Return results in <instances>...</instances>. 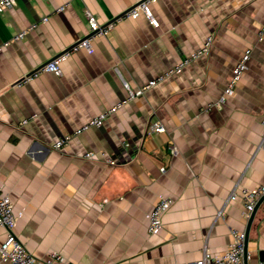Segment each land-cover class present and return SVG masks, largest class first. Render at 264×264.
Listing matches in <instances>:
<instances>
[{
    "label": "crops",
    "instance_id": "0c3cea01",
    "mask_svg": "<svg viewBox=\"0 0 264 264\" xmlns=\"http://www.w3.org/2000/svg\"><path fill=\"white\" fill-rule=\"evenodd\" d=\"M142 1L17 0L0 14V47L11 41L0 51V183L18 216L15 235L39 259L185 264L206 251L222 255L232 230L245 231L248 222L240 199L227 203L230 194L264 186V0H155L158 26L143 13L115 21ZM87 12L101 25L116 22L93 41L94 51L72 52L60 76L43 72L19 84L88 34ZM209 37L208 52L180 73L102 126L53 146L123 101L125 84H147ZM247 49L235 93L213 106ZM155 122L166 131L148 135ZM161 197L174 204L163 228L150 233ZM261 252L264 202L250 230L249 264H262Z\"/></svg>",
    "mask_w": 264,
    "mask_h": 264
},
{
    "label": "built area",
    "instance_id": "2783aa9c",
    "mask_svg": "<svg viewBox=\"0 0 264 264\" xmlns=\"http://www.w3.org/2000/svg\"><path fill=\"white\" fill-rule=\"evenodd\" d=\"M155 0H143L136 6L129 9L123 16H120L115 19L116 22H120L124 18H137L141 13H143L147 19L154 26H158L159 22L154 17L151 11V3ZM17 3V0H0V14L5 12L7 9L12 8ZM66 6H61L57 9L58 12H62ZM88 24H89V32L88 34L82 38L79 42H77L74 46H72L69 50H66L56 56L53 60L46 63L39 70L34 72L33 74L25 76L19 84L27 83L31 81L35 76L43 72L53 73L57 76L62 75V63L71 55L72 52L79 51L81 49L87 50L88 52H93V41L100 36L107 35L115 25V21L110 22L106 25H101L99 22L92 16L90 12H87ZM48 17L43 18V22H46ZM37 26V23L31 25L29 28L22 30L17 33L13 37V41H18L23 39L30 30L34 29ZM264 35V27L260 31V36ZM212 37H209L206 40V43L202 48L197 50L190 58L184 59L182 62L172 66L165 72L161 73L158 77L150 80L147 84L134 89L129 86V84H125L127 90L126 98L110 108L102 112L97 117L93 118L89 122H87L81 128H78L74 133L67 134L59 139H57L53 146L55 148H62L67 146L74 136L82 134L84 131L91 127H100L102 126L109 115L116 110L120 109L124 105L133 101L135 98L144 95L147 91L155 87L158 83L164 82L166 79L172 77L175 74L180 73L185 66L190 64L194 59L200 58L205 53L208 52L209 47L211 46ZM11 44V41H7L0 47V51ZM251 58V49H247L240 60L237 62L234 67L233 73L228 80L227 86L224 90V94L219 98V100L212 104L213 106H221L226 102L227 97L232 96L235 93L236 86L243 75V73L248 69V63ZM28 119H24L22 121L23 124L28 123ZM263 127V141H264V118L262 121ZM166 128L160 123L155 122L149 127L147 132L148 135L153 133L165 132ZM94 155V152L90 151L86 154L88 158H91ZM111 164H114V160H109ZM164 171V168H163ZM264 196V186H259L255 188H243L240 193L232 192L227 199L228 202L236 201L240 199L245 208L246 217L249 219L251 213L255 209L259 200ZM174 199L171 197H161L152 211L149 214V232L157 233L163 228V217L166 212L173 206ZM222 214V211L219 215ZM18 216L14 210V205L12 199L9 194H7L4 190V187L0 183V229H4L6 231V237L4 240H0V259L3 261H8L13 264H69L64 258L58 254H53L46 259H39L32 255L25 245L18 239V237L14 233V228L17 224ZM233 241L228 246L226 252L222 255H213L210 252L206 251L203 257L196 262L193 263H185V264H244V247H245V239L246 232L240 231L237 229L232 230ZM264 264V261L262 262Z\"/></svg>",
    "mask_w": 264,
    "mask_h": 264
},
{
    "label": "water",
    "instance_id": "95a60500",
    "mask_svg": "<svg viewBox=\"0 0 264 264\" xmlns=\"http://www.w3.org/2000/svg\"><path fill=\"white\" fill-rule=\"evenodd\" d=\"M264 202V196L259 200V202L257 203L255 209L253 210V212L251 213L248 222H247V227H246V239H245V247H244V264H249V235H250V230H251V226L253 224V221L255 219L256 213L258 208L260 207V205ZM260 260L264 261V252L260 253Z\"/></svg>",
    "mask_w": 264,
    "mask_h": 264
}]
</instances>
